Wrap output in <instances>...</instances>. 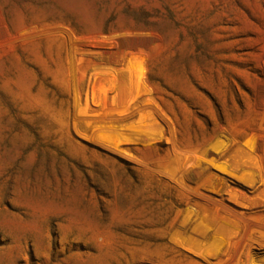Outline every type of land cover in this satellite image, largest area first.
<instances>
[{"label": "rangeland", "instance_id": "1", "mask_svg": "<svg viewBox=\"0 0 264 264\" xmlns=\"http://www.w3.org/2000/svg\"><path fill=\"white\" fill-rule=\"evenodd\" d=\"M0 264H264V0H0Z\"/></svg>", "mask_w": 264, "mask_h": 264}]
</instances>
